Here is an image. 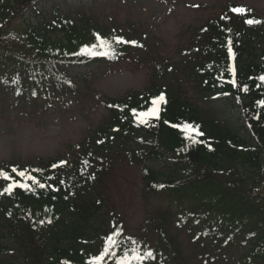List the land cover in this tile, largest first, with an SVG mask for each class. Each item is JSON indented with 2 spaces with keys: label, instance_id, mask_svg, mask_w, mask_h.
I'll list each match as a JSON object with an SVG mask.
<instances>
[{
  "label": "trees",
  "instance_id": "16d2710c",
  "mask_svg": "<svg viewBox=\"0 0 264 264\" xmlns=\"http://www.w3.org/2000/svg\"><path fill=\"white\" fill-rule=\"evenodd\" d=\"M38 1L0 0L3 95L27 100L47 98L51 92L64 94L65 88H74L68 69L119 61L134 45L135 40L99 28L81 13L72 18L52 11L43 18ZM22 11L31 12L35 20L20 25L17 35H8L9 24ZM246 19L255 20L251 13ZM251 33L239 18L224 12L202 28L196 53L183 67L202 101L219 96L235 99L244 136L189 99H181L175 89L151 85L142 93L105 100L106 120L73 160L0 164V171L10 177L0 178V264H117L125 254V264H187L178 239L167 238L169 221L174 228L185 229L199 264H264V107L260 105L264 82L258 79L264 75V64L242 60L244 55L253 57ZM13 36L17 41L10 39ZM98 37L111 45L114 55L81 53L93 45L96 53L104 51ZM117 37L128 43H117ZM229 46L238 63L234 78ZM168 71L158 69V78ZM161 95L157 115L141 118L139 113L154 107L152 100ZM185 125L196 143L186 138ZM112 153L137 168L145 195L175 201L173 208L157 213L160 223L150 222L157 234L153 248L126 235L122 221L112 213L102 216L104 199L95 188L109 170ZM13 181L28 188L4 193ZM110 236L116 243L96 262ZM227 248L237 249L229 259ZM133 249L145 258L132 259ZM147 252L152 256H145Z\"/></svg>",
  "mask_w": 264,
  "mask_h": 264
},
{
  "label": "rangeland",
  "instance_id": "374dc122",
  "mask_svg": "<svg viewBox=\"0 0 264 264\" xmlns=\"http://www.w3.org/2000/svg\"><path fill=\"white\" fill-rule=\"evenodd\" d=\"M228 6L243 8L264 22V0H54L39 4L43 18L50 17L51 7L72 18L81 13L99 28L123 32L142 43V47L128 49L123 59L114 65L85 71L81 67L69 69L75 89L73 92L64 90V95L52 93L47 98L38 97L24 103L2 96L1 91L0 163L24 166L54 159L73 160L106 120L105 100L141 93L151 85L175 89L181 99H189L242 135L241 116L234 101L225 97L202 101L183 69L189 52L197 46L200 29L217 19ZM23 12L9 24L8 33L17 35L20 25L35 20L31 12ZM253 36L254 58L246 55L242 59L245 62L254 59L261 65L264 62V23L257 25ZM10 39L17 41L16 37ZM166 68L171 70L159 79L158 69ZM116 156L113 153L108 156L109 170L95 188L104 199L102 216L112 213L122 221L127 235L153 247L157 234L150 222L156 221L157 213L168 206L173 208L175 201L165 195H145L137 168ZM169 222L171 229L167 238L178 239L187 264H199V255L185 229L174 228V222ZM215 246L213 244L211 249ZM236 252L227 248L225 257L229 259L230 254Z\"/></svg>",
  "mask_w": 264,
  "mask_h": 264
},
{
  "label": "snow or ice",
  "instance_id": "6c2138e0",
  "mask_svg": "<svg viewBox=\"0 0 264 264\" xmlns=\"http://www.w3.org/2000/svg\"><path fill=\"white\" fill-rule=\"evenodd\" d=\"M231 11H233L234 13H237V14H241V13H245V12H246V10L243 9V8H233V9H231ZM245 23H246V24H249V25H252V24H258V23H260V21H258V20H253V19H246V20H245ZM98 40L100 41L99 46H100L102 49H104V51H102L101 53H96V52L94 51V49L96 48V45H93V46L91 47V49H89V48H87V47H86V48H82V49H81V53H82V54H83V53H88L89 55H105V56L109 55L110 53L113 54V55L115 54V53H114V50L111 48V45H110L107 41H104V40L100 39L99 37H98ZM116 42H117V43H122V42H123V43H128L127 41H123V39H122V38H119V37L116 38ZM131 43L135 45L136 42H135V41H132ZM228 44L231 45V40L228 41ZM229 56H230V57H233V56H234V53L232 52L230 46H229ZM230 70L233 71V74H234V69H230ZM258 79H259L261 82H264V75L258 77ZM232 82H233V84H235V81H234V80H233ZM244 90H247L246 87H245ZM163 100H164V96H163V95H161V96L158 97V98H154V99L152 100V102H151L152 105H153L154 107L150 108L147 112H141V113H139V116H140L141 118H144V117H150V116H156V115H157V112H158V109L155 107V105L157 104L158 101H163ZM260 105H261V107H264V101H261V102H260ZM133 114H134V115L136 114V113H135V110H133ZM182 130L186 133V138H188V139H192V142H193V143H196V142H197V141H196L195 139H193L191 136L187 135V133H188V131H189V126H188V125H185V126L183 127ZM61 163H64V162H61ZM54 167H55V165H54ZM13 171L15 172L16 169H13ZM17 174H18L20 177H22V178L25 177V175H26L24 172H18ZM0 178H3L4 180H9V179H10V177L7 176V175H6L4 172H2V171H0ZM27 179L31 180L34 184H38L40 188H44V187H45L44 184H42V183H40L39 181L35 180L34 177H27ZM17 187L27 189V188H28V185H27V184H24V183H17V182H15V181H13L12 183H9V184L7 185V187L4 188L3 191H4V193H9V194H11L12 190H13L14 188H17ZM2 194H3V193H0V195H2ZM117 234H118V233H117ZM107 240H108V243L106 244V246H105L103 252H101V254L95 258V261H96V262H99V261L103 260V258H104L106 255L109 254V249H110V247H112V246L116 243V242L114 241L113 237H111V236L108 237ZM132 252H133L132 259L143 260V259L145 258L144 256H139V255H137L136 252H135V249H133ZM113 255H114V253H113ZM145 256H147V257H151V256H152V253H151V252H147V253H145ZM127 260H128V256H127V254H125V256H124L122 259H120V260L117 261V264H125V261H127Z\"/></svg>",
  "mask_w": 264,
  "mask_h": 264
}]
</instances>
